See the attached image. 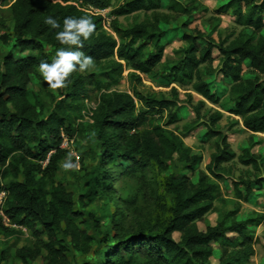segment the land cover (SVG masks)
Listing matches in <instances>:
<instances>
[{
	"label": "trees",
	"instance_id": "obj_1",
	"mask_svg": "<svg viewBox=\"0 0 264 264\" xmlns=\"http://www.w3.org/2000/svg\"><path fill=\"white\" fill-rule=\"evenodd\" d=\"M258 1L229 0L213 11L215 15L230 12L237 24L252 30L251 35L239 33L230 41L224 39L216 43L200 31L194 36L184 34L182 40L187 48L179 60L166 65L162 63L163 32L159 24L166 25L178 16L189 18L195 7L170 0L168 11L174 15H168L159 12L162 0H125L110 12L114 18L110 24L114 37L103 30L101 16L87 12L88 7L109 8L113 0H11L13 49L18 57L9 52L0 62V193H5L2 210L10 224L24 228L35 240L33 248L16 250V259L30 264L44 252L43 264H69L67 249L57 239V232L69 238L73 248L83 252L93 240L75 224V220L84 215L74 211L76 201L60 184L56 173L67 156L59 149L60 130L72 136L74 130L70 126L82 119L81 101L88 99L86 86L99 90V85L93 81V74L84 76L74 72L65 92L59 93L58 98L63 99L56 101L49 95L53 108L47 116L37 92L29 87L32 77L39 76L40 62L51 63L54 57L50 54L62 47L55 35L62 30L63 20L87 15L96 28L79 50L93 57L94 67L100 68L98 73L106 79L127 70L129 79L140 83L142 75H155L162 65L158 76H163V80L187 81L195 94L217 105L219 97L205 78L214 72L212 54L216 50L220 57L218 73L230 82L228 113L239 118L250 133L249 145L236 156L227 138L214 130L222 118L221 113L216 111L209 115L204 123L207 136L219 142L205 170L198 171L195 183L187 176L163 179V188L171 201L167 222L156 233L139 230L125 241H119L116 247H109L101 255L102 264H133L136 253L147 258L145 264H212L213 244L219 247L217 264H252L256 241L248 230L258 227L261 219L248 216L238 221L235 216L241 203L248 202L254 195L255 186H264V177L233 181L235 208L219 216L213 226L205 221V216L215 210V201L223 202L215 181L222 180L227 173L224 164L236 160L243 167L260 169L261 157L250 153L254 146L251 139L264 136V36L261 34L264 0ZM140 11L146 14L142 22L129 27L119 23L120 17ZM48 17L57 19L61 28L52 29L45 24ZM2 39L7 42L5 37ZM199 42L205 45L200 47ZM148 46L152 51H146ZM28 51L35 55L22 56ZM245 63L253 74L252 79L242 77ZM203 106L204 102L200 101L192 108L196 118L200 117ZM68 109L76 112L74 117ZM176 110L175 101L157 100L136 90L131 94L116 90L100 93L90 116L97 150L96 182L103 181L110 189L112 179L105 169L109 166L115 169L113 173L117 176H134L147 168L163 172L167 169L166 163L175 156L192 172L201 162V156L192 154L178 135L166 129L177 122ZM164 112H167L166 125L156 124L152 116ZM94 193L79 196L78 200L91 201ZM87 216L93 218L91 214ZM200 222L205 224L203 231L197 227ZM1 225L5 237L16 232ZM175 233L179 235L178 240L173 238ZM43 235L46 242L41 238ZM118 238L115 235L114 240Z\"/></svg>",
	"mask_w": 264,
	"mask_h": 264
},
{
	"label": "rangeland",
	"instance_id": "obj_2",
	"mask_svg": "<svg viewBox=\"0 0 264 264\" xmlns=\"http://www.w3.org/2000/svg\"><path fill=\"white\" fill-rule=\"evenodd\" d=\"M123 1L125 0H113L109 8L98 9L104 10L102 15H104L106 20L103 23V30L108 35L114 36L110 29L111 21L114 18L110 15V12ZM169 1L162 0L159 12L174 15L168 11ZM174 1L181 5L195 7V11L189 18L178 16V18L170 20L166 25L159 24L163 32L161 38V44L164 46L162 63L166 65H171L179 60L182 56V51L187 48V45L182 40L184 34L194 36L197 31H200L217 43L224 39L230 41L237 37L239 33L247 35L252 33L251 29L237 24L236 20L229 14L230 12L225 15L213 14L215 9L229 0H217V4L216 0ZM256 2L259 1L256 0ZM10 3L11 0H0V62L9 52L18 57L13 49L14 38L11 32L13 21L9 8ZM145 15L144 12L140 11L126 17H120L118 21L122 26L129 27L142 22L146 17ZM262 20L264 23V12ZM261 34L264 36V28ZM2 37L7 39L6 43ZM199 43L200 47L205 45L204 42ZM46 51L49 52L50 50L46 49ZM146 51H152L151 46H148ZM26 55H35V53L28 51L22 54V56ZM212 55L215 57L213 62L214 72L205 78L210 83L213 92L219 97L217 105H212L195 94L187 81L171 83L168 80H163V76H158L161 73L162 65H159L155 75H142L140 83L131 81L127 70H124L122 75L119 76L114 74L110 79H106L102 77L103 74L98 73L100 68L93 67L85 73L79 72L84 76L93 74V81L98 83L99 90L94 89L93 86H86L88 99L81 101L80 115L82 119H77L70 126L74 130L72 136H69L70 138L72 137L73 143L70 145L69 150L65 151L67 156L60 163L56 178L73 195L76 201L74 211L84 215L82 219L75 220V224L80 230L91 236L93 240L88 250L83 252L73 248L69 238L57 232V239L67 249L66 256L69 264H102L104 260L101 255L105 254L109 247H116L119 241H125L139 230H150V232L156 233L161 229L168 220V207L171 204L170 196L163 188V179L168 176H187L191 182L195 183L198 171L205 170L210 155L216 150L219 140L208 137L207 130L204 127L207 117L212 113L216 111L221 113L222 118L216 124L214 130L227 138V142L236 156L240 155L242 150L249 145L250 133L243 127L239 118L228 113L231 105L227 99L230 82L222 79L218 73L220 60L218 52L214 50ZM50 56L54 57L55 53H51ZM37 73L40 78L32 77L29 87L37 92L39 99L44 104V115L47 116L53 108L49 95L59 101L63 99L58 98L60 97L59 93L60 91L64 93L65 88L56 91L49 90L38 69ZM201 73L203 74L202 68ZM242 77L243 79L253 78V74L248 68V63L243 66ZM114 90L129 94L136 90L142 95H149L157 100L171 99L176 102L177 122L166 126V129L178 135L184 145L192 150V154L201 156V162L196 165L192 172L186 170L185 165L180 163L177 160V156H175L166 163L167 169L163 172L147 168L134 176H117L113 173L115 169L109 166L105 169L110 172L112 179L110 189H107L106 183L103 181H100L99 184L96 182L98 176L96 140L92 126L93 121L88 116L91 112L88 110L90 106L96 107L100 93ZM200 101L204 102V106L200 109V117L196 118L192 108ZM68 111L71 116H75V111L72 109H68ZM166 115L167 112H164L163 114H155L152 118H154L156 124L165 126L167 122ZM251 141L254 146L251 148L250 153L261 157L260 169L255 171L251 167H243L236 160L223 165L227 173L222 180L215 181L219 188V197L223 199V202L215 201V210L205 216V221L212 226L216 224L219 216L231 212L235 208L232 193L233 181L264 177V136L258 135L253 137ZM65 162H70L73 167L65 170L63 168ZM93 191L95 193L91 201L88 199L78 200L79 196L91 195ZM88 214H91L93 218L89 219ZM248 216L261 219V224L258 227H251L248 230L249 235L256 241L255 256L252 259V264H264V186H255L254 195L248 202L241 203L235 219L241 221ZM0 224L5 229L16 231L11 236L5 237V233L0 230V264H22L15 258V251L22 247L33 248L35 240L22 227L10 224L6 226L1 218ZM204 225V222H200L197 227L203 231ZM115 235L119 237V240H114ZM41 238L46 242L44 235ZM173 238L178 240L179 235L175 233ZM219 253L218 245L213 244V255L210 258L212 264L218 263ZM136 254L132 259L133 264H145L147 262V258L142 256V253ZM44 257L45 253L42 252L41 256L30 264H43Z\"/></svg>",
	"mask_w": 264,
	"mask_h": 264
},
{
	"label": "clouds",
	"instance_id": "obj_3",
	"mask_svg": "<svg viewBox=\"0 0 264 264\" xmlns=\"http://www.w3.org/2000/svg\"><path fill=\"white\" fill-rule=\"evenodd\" d=\"M45 24L50 25L52 29L61 28L58 20L53 17L46 18ZM95 28L92 18L87 15L79 18L69 16L63 20L62 30L55 35V39L62 47L57 49L51 63L41 61L38 67V72L49 90L66 88L74 72L85 73L94 67L93 57L79 49L84 47V41L92 37ZM72 167L70 162L63 164L65 170Z\"/></svg>",
	"mask_w": 264,
	"mask_h": 264
},
{
	"label": "built area",
	"instance_id": "obj_4",
	"mask_svg": "<svg viewBox=\"0 0 264 264\" xmlns=\"http://www.w3.org/2000/svg\"><path fill=\"white\" fill-rule=\"evenodd\" d=\"M89 8V10H87V12L89 13V14H94V15H99V16H101L102 17V19H103V23H105V17H104V15H102L103 14V12H104V10L102 11V10H98V9H94V8H92V7H88ZM108 20V19H107ZM106 23H108L107 21H106ZM95 108H93L92 106H90V109L88 110V111H90L91 113H90V115H88L89 117L92 115V110H94ZM60 137H61V143H60V146H59V149L60 150H63V151H67V150H69V147H70V145L73 143V139H72V137L70 138V137H66V135H65V133L63 132V130L61 129L60 130ZM45 164V163H44ZM4 199H5V193L4 192H1L0 193V218L2 219V221H3V224L4 225H8V224H10V221L7 219V217L3 214V210H2V208H3V202H4ZM11 225V224H10Z\"/></svg>",
	"mask_w": 264,
	"mask_h": 264
},
{
	"label": "crops",
	"instance_id": "obj_5",
	"mask_svg": "<svg viewBox=\"0 0 264 264\" xmlns=\"http://www.w3.org/2000/svg\"><path fill=\"white\" fill-rule=\"evenodd\" d=\"M217 2H218V1L216 0V4H217ZM229 14H230V13H229ZM230 15H231V14H230ZM254 251H255V246H254ZM254 256H255V253H254ZM253 258H254V257H253Z\"/></svg>",
	"mask_w": 264,
	"mask_h": 264
}]
</instances>
